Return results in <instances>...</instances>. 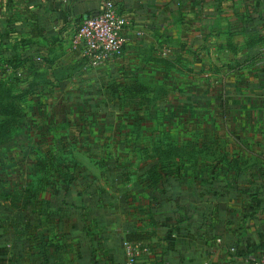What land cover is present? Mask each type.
Returning a JSON list of instances; mask_svg holds the SVG:
<instances>
[{
    "label": "crops",
    "instance_id": "0c3cea01",
    "mask_svg": "<svg viewBox=\"0 0 264 264\" xmlns=\"http://www.w3.org/2000/svg\"><path fill=\"white\" fill-rule=\"evenodd\" d=\"M104 1L0 0V77L27 92L20 106L29 128L19 132L34 156L97 153L86 141L101 139L108 119L123 125L108 135L115 153L132 154L117 140H148L151 121L123 113L149 105L132 100L152 90L145 76L173 70L201 83L175 85V100L158 107L174 109L179 123L241 130L175 132L191 146L176 153L189 159L170 168L159 157L134 165L111 153L91 168L77 158L73 174L41 184L44 191L17 195L21 184L10 181L0 191V264H120L123 237L138 227L153 232L144 241L153 264H254L264 246V0H115L130 21L129 41L119 59L92 66L71 38ZM200 108L219 112L184 116ZM33 162V173L51 172V163ZM134 168L138 179L126 181L122 172ZM150 168L160 178L147 176Z\"/></svg>",
    "mask_w": 264,
    "mask_h": 264
},
{
    "label": "rangeland",
    "instance_id": "374dc122",
    "mask_svg": "<svg viewBox=\"0 0 264 264\" xmlns=\"http://www.w3.org/2000/svg\"><path fill=\"white\" fill-rule=\"evenodd\" d=\"M157 77V78H156ZM154 77L153 75L151 76H145V79L148 80L147 83H149L152 86V90L148 94H139L135 96L136 98H133V101L140 100L141 98L144 97V99L148 100L149 105L148 106H143L142 109L139 108H133L131 111L123 113L124 115H128V119L134 118L136 115L138 117L141 115L145 119H150L151 122H154L151 124L149 122L148 124L144 125L143 127V134L145 133H151L152 137H148V140H144L141 138H135L134 135H132L131 138H124V139H118L117 142L118 144H125L129 147L133 146V153L128 154V155H122L120 157V152L121 150L117 153L115 148L113 147L114 141L110 140V137L108 135L114 134L120 131L121 127L123 125H119L118 123L111 122V119H108L106 124L102 126V137L99 140H95L94 142L86 141V146L89 145L91 146H96L97 153L93 152L90 148L89 151L85 152V157L83 158L82 156H78V154H73L71 155H59L58 153L53 155V156H42V155H33L31 153V141L27 136L23 135L20 131V126H23V128H29V124L25 123V125H22V120H23V110L19 112V117L16 119V122L11 126V132L10 134L6 135L4 138L0 136V191L4 192L5 189L10 188V184L12 180L17 181V185L21 184V188H19V191L16 192L17 195L23 194V189L27 190L29 187H33V189H39L41 191H44L45 188L42 185H55L56 182H58L61 175L65 174H70L68 173L69 171L71 174L72 168L71 166L73 165V161L76 160L77 158L83 159L85 162V167L86 168H91L93 166H96V162H105L103 160L106 154L111 156V153L113 154H118V159L122 160V163H131V164H138V163H143L146 159H153L159 157V159H162L164 165L166 168H170L172 165V161L176 160L177 158H182V159H189L188 155L179 156L176 155L178 150L181 152H188L189 150V145L187 141L182 140L181 142L178 140L177 136L175 137V132L181 133V132H188L189 130L194 129V127L197 128V131H204L205 128H208L211 132L214 133H220L224 131H240L241 126L240 124L230 123V126L227 127L225 130L226 125L222 122H217L212 121L210 124H206L207 121L202 120L198 125L195 124H190L188 121L184 124L182 122H177L174 119V116L177 115L175 110L168 107V108H160L157 106L158 101L161 99H166V101H171L175 100V95L177 94V91H173L172 88L175 85H183L184 87H188V83L193 84L195 81V84L201 83V80H192L191 77H187L185 73L178 71V70H173L169 74H163L159 73ZM158 79H161V84H159ZM166 87L169 89H166ZM159 85V86H157ZM102 95L104 98L108 97L107 93L102 92ZM128 97V96H127ZM23 99H26L24 97ZM129 99L126 98V100ZM147 105V104H144ZM172 105V104H169ZM64 105L58 106V111L63 110ZM132 106V105H131ZM196 113H193V110L191 109L190 111L185 109V117H189L191 115H195L196 117L201 116V115H207L210 116L212 114H218L219 110L216 108H211V109H197ZM212 113V114H211ZM89 115V114H87ZM95 115V113H92L91 116ZM104 115V114H101ZM107 116V115H106ZM154 117H165V119H162L161 121H158L156 123L153 119ZM6 119L2 115H0V125L2 121ZM134 128V129H133ZM139 129V130H138ZM131 126L129 128V131H140L142 128H138ZM15 131V132H14ZM144 136V135H143ZM185 136V135H184ZM175 137V138H174ZM121 142V143H119ZM117 144V146H118ZM145 145V146H144ZM30 149V152L27 151V149ZM144 151H148V154H143V153H135V150L141 152L142 149ZM99 149V150H98ZM119 149H117L118 151ZM92 154H89L91 153ZM146 153V152H144ZM183 154V153H182ZM75 155V156H74ZM78 156V157H77ZM35 159H38L37 163H42L43 165H46L48 163H51L52 168L51 172H46V171H40L39 173H33L32 169L30 166L34 163L33 161ZM40 161V162H39ZM95 162V164H94ZM71 163L70 164H67ZM65 168H62V167ZM45 167V166H44ZM61 167L62 172L60 173ZM59 170H56V169ZM148 171V173H145L147 176L151 178H160L158 176L157 172H154L151 170ZM56 170V171H54ZM59 171V172H57ZM94 172V171H93ZM123 173V178L126 181H134L135 179H138V175L140 173L137 172V168L133 171H125ZM37 174V175H36ZM97 175H100V180L102 181L104 179L103 174L100 171L96 172ZM35 176V177H34ZM34 177V178H32ZM49 179L48 181L51 180V182H41L38 179ZM31 180V181H30ZM37 181V182H35ZM32 182V183H31ZM30 183V184H29ZM101 183V182H100ZM29 185V186H24V185ZM42 184V185H41ZM6 185L8 187H6ZM41 186L37 187L34 186ZM6 190V191H7ZM0 196H3L0 194Z\"/></svg>",
    "mask_w": 264,
    "mask_h": 264
},
{
    "label": "built area",
    "instance_id": "2783aa9c",
    "mask_svg": "<svg viewBox=\"0 0 264 264\" xmlns=\"http://www.w3.org/2000/svg\"><path fill=\"white\" fill-rule=\"evenodd\" d=\"M129 25V19L119 11L116 1L105 0L99 11L87 16L76 27L71 48L92 66L114 62L122 56L129 41ZM169 51L167 47L163 54ZM169 234L174 235L171 232ZM122 247L124 256L120 264H153L150 247L144 241L124 238ZM254 264H264V246Z\"/></svg>",
    "mask_w": 264,
    "mask_h": 264
},
{
    "label": "trees",
    "instance_id": "16d2710c",
    "mask_svg": "<svg viewBox=\"0 0 264 264\" xmlns=\"http://www.w3.org/2000/svg\"><path fill=\"white\" fill-rule=\"evenodd\" d=\"M232 66L235 65H230L229 67ZM15 83L16 82H14V80H7L4 77H0V115L6 118L0 125V136L3 138L11 132V126L20 116L19 112L22 111L20 104L27 94V92L23 90H17L14 86ZM133 85L135 84L133 83ZM152 236V231L138 227L128 229L123 239L126 238L129 240L147 241L150 240Z\"/></svg>",
    "mask_w": 264,
    "mask_h": 264
}]
</instances>
